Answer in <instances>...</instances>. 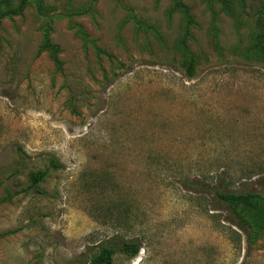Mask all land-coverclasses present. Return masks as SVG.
Masks as SVG:
<instances>
[{"label":"rangeland","instance_id":"1","mask_svg":"<svg viewBox=\"0 0 264 264\" xmlns=\"http://www.w3.org/2000/svg\"><path fill=\"white\" fill-rule=\"evenodd\" d=\"M180 1L185 44L174 0H44L0 22V264H90L112 238L140 246L113 264H264L262 220L212 192L264 207V0Z\"/></svg>","mask_w":264,"mask_h":264},{"label":"trees","instance_id":"2","mask_svg":"<svg viewBox=\"0 0 264 264\" xmlns=\"http://www.w3.org/2000/svg\"><path fill=\"white\" fill-rule=\"evenodd\" d=\"M238 1L243 3V0ZM31 2L36 4L38 11L41 12L44 9V0H0V22L5 18L21 16ZM174 9L181 10L187 19L186 31L183 38V43L185 44L189 37V28L194 23L193 16L190 8L180 0H174ZM257 48L264 56V34L258 37ZM45 51L50 52L58 69L60 71L63 70V63L59 57L61 49L58 45L52 43L49 36H45L44 42L41 46L40 52ZM187 71L189 76L194 75V57H191L187 64ZM51 168L59 169V164L53 160L49 168L33 173L31 175V185L29 186V189H35L41 194L42 192L41 190H38V186L47 179ZM212 192L215 195L217 202L220 204L227 205L233 210L236 207H243L254 212L257 217L262 220V226L264 227V207L259 204V199L261 197L259 193L227 192L220 187H215L212 189ZM118 251L126 252L129 256L135 257L140 251V246L137 243L126 241L120 242L117 238H112L106 242L98 244V250L90 257V264H113L114 256Z\"/></svg>","mask_w":264,"mask_h":264}]
</instances>
